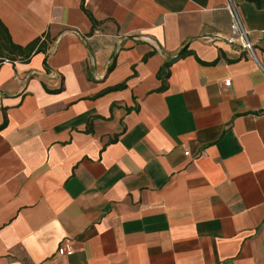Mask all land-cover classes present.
Listing matches in <instances>:
<instances>
[{"label":"crops","instance_id":"crops-1","mask_svg":"<svg viewBox=\"0 0 264 264\" xmlns=\"http://www.w3.org/2000/svg\"><path fill=\"white\" fill-rule=\"evenodd\" d=\"M232 1L256 61L225 0H0L47 43L0 67V264H264V0Z\"/></svg>","mask_w":264,"mask_h":264},{"label":"built area","instance_id":"built-area-1","mask_svg":"<svg viewBox=\"0 0 264 264\" xmlns=\"http://www.w3.org/2000/svg\"><path fill=\"white\" fill-rule=\"evenodd\" d=\"M225 10L230 17L229 33L226 36L227 44L246 54L249 59L256 61L255 46L250 40V32L243 25L237 8L232 0H225ZM210 41L212 42L213 40L211 39ZM6 63H9V60L0 59V67ZM229 84L230 81L224 83L225 86H229ZM185 155L187 156L188 153H185ZM57 255L71 256L73 255V249L70 244L64 242L58 248Z\"/></svg>","mask_w":264,"mask_h":264},{"label":"trees","instance_id":"trees-1","mask_svg":"<svg viewBox=\"0 0 264 264\" xmlns=\"http://www.w3.org/2000/svg\"><path fill=\"white\" fill-rule=\"evenodd\" d=\"M45 38L35 39L33 42L22 47L12 43L10 35L6 27L0 22V59H8L10 61L19 60L26 62L31 56L46 52L47 43ZM182 55V54H181ZM169 65H166L167 68Z\"/></svg>","mask_w":264,"mask_h":264}]
</instances>
